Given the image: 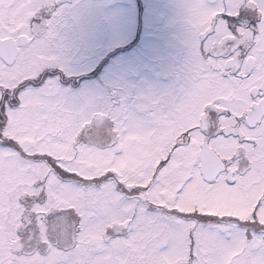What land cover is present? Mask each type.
<instances>
[{
	"label": "snow or ice",
	"instance_id": "snow-or-ice-1",
	"mask_svg": "<svg viewBox=\"0 0 264 264\" xmlns=\"http://www.w3.org/2000/svg\"><path fill=\"white\" fill-rule=\"evenodd\" d=\"M165 85L78 87L74 5L0 0V264H264V0H182Z\"/></svg>",
	"mask_w": 264,
	"mask_h": 264
},
{
	"label": "rangeland",
	"instance_id": "rangeland-1",
	"mask_svg": "<svg viewBox=\"0 0 264 264\" xmlns=\"http://www.w3.org/2000/svg\"><path fill=\"white\" fill-rule=\"evenodd\" d=\"M74 5L66 44L78 87L109 81L165 85L181 65L186 23L182 0H63ZM141 24V27L139 25Z\"/></svg>",
	"mask_w": 264,
	"mask_h": 264
},
{
	"label": "flooded vegetation",
	"instance_id": "flooded-vegetation-1",
	"mask_svg": "<svg viewBox=\"0 0 264 264\" xmlns=\"http://www.w3.org/2000/svg\"><path fill=\"white\" fill-rule=\"evenodd\" d=\"M139 27H141V24L139 25ZM77 85H80L81 83V79L79 77H76L75 79H73Z\"/></svg>",
	"mask_w": 264,
	"mask_h": 264
}]
</instances>
